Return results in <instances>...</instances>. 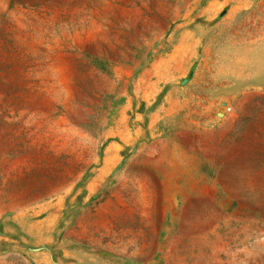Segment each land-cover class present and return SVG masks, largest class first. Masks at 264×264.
Wrapping results in <instances>:
<instances>
[{
  "label": "rangeland",
  "instance_id": "374dc122",
  "mask_svg": "<svg viewBox=\"0 0 264 264\" xmlns=\"http://www.w3.org/2000/svg\"><path fill=\"white\" fill-rule=\"evenodd\" d=\"M0 264H264V0H0Z\"/></svg>",
  "mask_w": 264,
  "mask_h": 264
},
{
  "label": "crops",
  "instance_id": "0c3cea01",
  "mask_svg": "<svg viewBox=\"0 0 264 264\" xmlns=\"http://www.w3.org/2000/svg\"><path fill=\"white\" fill-rule=\"evenodd\" d=\"M190 32H191L190 30H185V31H183V33H181V38H180V40H179V43H180V44L187 42V45H188V46H192V47H193V46L195 45V42H196V41H195V38L192 39L191 41L187 40V38H186V37H189L190 35H193V33H190ZM184 38H185V39H184ZM185 60L189 62V61H190V58L187 57V58H185ZM188 62H187V63H188ZM233 82H234V84H238V85H239V84L242 83L243 81H242V80L240 81V79H239V80L236 79V80L233 81ZM238 85H237V86H238ZM237 89H240V87L238 86ZM256 245H257V244H256Z\"/></svg>",
  "mask_w": 264,
  "mask_h": 264
},
{
  "label": "built area",
  "instance_id": "2783aa9c",
  "mask_svg": "<svg viewBox=\"0 0 264 264\" xmlns=\"http://www.w3.org/2000/svg\"><path fill=\"white\" fill-rule=\"evenodd\" d=\"M230 109V107H228V110Z\"/></svg>",
  "mask_w": 264,
  "mask_h": 264
}]
</instances>
